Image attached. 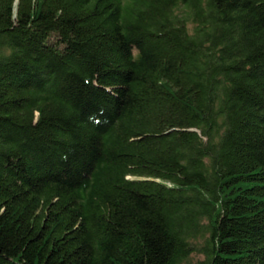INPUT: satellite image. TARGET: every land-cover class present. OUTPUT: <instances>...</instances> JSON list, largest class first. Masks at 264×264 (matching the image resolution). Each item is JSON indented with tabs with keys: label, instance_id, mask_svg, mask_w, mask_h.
<instances>
[{
	"label": "trees",
	"instance_id": "obj_1",
	"mask_svg": "<svg viewBox=\"0 0 264 264\" xmlns=\"http://www.w3.org/2000/svg\"><path fill=\"white\" fill-rule=\"evenodd\" d=\"M186 262L264 264V0H0V264Z\"/></svg>",
	"mask_w": 264,
	"mask_h": 264
},
{
	"label": "rangeland",
	"instance_id": "obj_2",
	"mask_svg": "<svg viewBox=\"0 0 264 264\" xmlns=\"http://www.w3.org/2000/svg\"><path fill=\"white\" fill-rule=\"evenodd\" d=\"M196 258H197V257H194V258L192 259V261H196ZM184 264H192V263H187V262H186V263H184Z\"/></svg>",
	"mask_w": 264,
	"mask_h": 264
}]
</instances>
